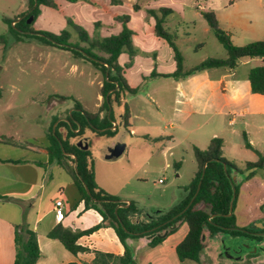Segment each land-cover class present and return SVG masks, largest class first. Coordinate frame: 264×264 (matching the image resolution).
<instances>
[{"label": "rangeland", "instance_id": "374dc122", "mask_svg": "<svg viewBox=\"0 0 264 264\" xmlns=\"http://www.w3.org/2000/svg\"><path fill=\"white\" fill-rule=\"evenodd\" d=\"M54 1L58 5L56 4L57 7L53 9L42 7L44 5L38 6L39 14L29 22L35 30L59 33L65 29L71 32L68 40L70 43L87 46L85 42L78 39L77 34L67 23V20L71 19L75 24L80 25L90 37H105L106 34L96 22L99 20L100 23H105L106 17L99 11V6L93 2L95 0ZM134 1L124 0V5L115 9L121 13L120 17L125 15L129 18L131 16L126 3ZM177 1L182 4L170 6L173 14L164 16V26L171 31H176L175 43L183 56L184 71L208 58L224 59L227 57L226 49L208 27L207 21L203 16L196 15L200 9L214 8L217 11L221 17L220 28L231 33L230 38L234 44L244 45L243 43L251 42V39L255 37L251 34L247 35L241 26L231 25L230 22H226L229 24L226 25L224 16L227 15L226 18L229 19L233 17V8L228 7L231 0H218L213 6L208 0ZM234 1H236L234 8L236 13L242 17L243 24H248L250 20L257 31H263L264 0ZM35 5L36 2L33 3V6ZM224 5L227 7H223ZM33 6L29 0H0V149L8 151L11 157L17 158L30 157L31 154L26 151L25 146L44 141L39 134L45 131L47 125L53 127L58 120L56 117L52 121L51 117L57 113L68 117L74 109L75 101L79 102L87 112L98 111L99 84H102L103 80L102 72L96 69L91 62L82 58L80 54L41 43L35 38L24 37L18 32L14 24ZM189 20H195V24L187 23ZM93 23L96 24L93 25ZM125 24L133 34V29L127 23ZM132 34L133 59L139 56L137 68L143 71L148 67L147 60L152 55L146 56L141 47L135 44ZM92 51L97 55L106 56L98 50L93 49ZM261 64L263 62L258 58H255L249 65L238 62L231 71L233 72L231 77L226 79L228 84L233 82L239 90L241 101L239 111L244 115H237L234 125L227 124L228 118H225L223 137H225L226 148L223 157L239 170L231 172L237 187L233 212L238 219L235 221L236 224L238 223L236 226L247 227V229L258 228L260 223L264 225V169L255 171L249 179H246L248 172L245 171L246 161L257 160L258 155L255 151L264 153V115L261 114L264 111V96L252 93L247 80L249 67ZM152 65L156 67L157 74L144 78L137 88L139 90L138 101H135V98L128 92L125 93V102L134 106L137 112L141 104L144 106L141 116L132 126L136 127L133 135H124L127 130L118 125L117 132L108 139L105 135H93L92 126H83L84 135L90 137L89 154L93 160L98 183L106 190L117 191L120 197L124 195L140 197L141 203L144 204L154 201H157V204L164 203L171 187L182 188L188 185L198 169L193 147L205 149L209 140L213 138H209L210 133L217 130L221 122V116H214L208 124L196 129L194 138L188 135L187 130L201 123L206 115L180 117L179 114H185L188 108V100L183 96L179 87H183L189 93L191 84L189 87V82L178 84L177 81H190L192 78L217 81V76L223 72V68L213 67L193 72L190 75L174 77L167 76L173 73L167 71L169 64L163 63L160 66L157 60ZM153 90L157 92V106L161 109V114L157 115L151 109L153 107H150L145 94L146 92L154 93ZM214 94V98L220 95L218 88ZM110 106L113 108L112 117L118 123L120 116L117 106L114 103ZM175 106L177 111H175ZM215 108L223 109L220 104H216ZM204 109L210 110L209 107ZM145 118L150 119V122L146 123ZM176 125L178 128L173 129L172 127ZM145 130L148 131L147 135L144 133ZM242 131H245L248 139L252 141L253 149L245 148ZM112 138L124 143L127 147L119 156L105 159L106 143ZM169 146L173 148L166 151L167 162H165L161 154ZM147 159L149 162H146ZM163 177L166 180L160 183L159 179ZM127 180L130 182L125 184ZM154 209L156 210V208H151V210ZM214 235L217 243L227 249L225 254L236 259L241 253L245 255L264 254V239L244 238L221 231ZM207 243L210 244L211 241L207 239ZM210 249L211 247L207 246L206 254H209ZM224 259L228 260V257L224 256Z\"/></svg>", "mask_w": 264, "mask_h": 264}, {"label": "trees", "instance_id": "16d2710c", "mask_svg": "<svg viewBox=\"0 0 264 264\" xmlns=\"http://www.w3.org/2000/svg\"><path fill=\"white\" fill-rule=\"evenodd\" d=\"M118 1L111 0L112 3H117ZM29 2L32 6L36 2L30 13L33 17L39 14V5L51 8L57 7L54 0H29ZM133 8L138 9V5L134 4ZM171 12L172 10L168 7L150 8L147 10V13L154 18L155 34L163 38L174 53L175 70L172 74H167V76L190 75L193 72L212 67L233 69L242 58H262L263 64L254 66L249 70L248 80L252 93L264 94V38L244 45H236L232 42L229 34L220 28L214 10H201V15L207 21L209 28L226 49L227 57L224 59L208 58L184 71L183 56L175 43V32L163 25L164 16ZM117 19L122 22L121 31L105 37H90L80 25L68 19L67 23L71 26L73 32L87 46L70 43L68 40L71 37V32L65 29L59 33L35 30L31 23L26 22L24 17L14 24L22 36L35 38L41 43L57 48L72 50L91 62L103 74L100 88L103 100L98 112H87L81 107L79 102L75 101L74 109H72L70 115L65 120H59L54 127L51 126L47 134L49 159L51 161L55 160L72 177L79 193L77 201H82L87 209H95L101 215V221L83 230L72 229L69 226L58 223L47 232V236L59 240L69 252L76 255L79 252L90 251L88 247L77 243L79 237L90 234L99 227H111L123 244V253L114 254L92 250L94 257L90 264H137L132 249L125 241L127 237L152 236L149 246L153 247L163 241L165 238L164 232H172L174 230L173 226L181 221L186 223L188 230L184 238L175 247V253L180 261H200V253L205 246L203 241V232L205 230L209 231L210 234L221 231L232 235H240L244 238L264 239V229L237 227L233 210L230 216H226L229 212L233 187L235 193L233 209L237 196V187L231 172L232 170L235 172L239 170L232 162L223 157V140L220 137L211 138L205 149L193 147L198 169L186 186L187 193L185 196L181 197L178 202L167 210H157L147 214L145 220H142L139 224H133L130 221L129 216L136 212L133 202H130L127 207H118L116 209L119 204L117 198L96 183L93 160L89 154L90 137H86L88 143V148L86 149L78 147L76 142L83 135L84 125L85 127L86 125L92 126L91 131L95 136L107 135L108 137H113L117 131L115 129H106L110 125L113 115V110H109V105H112L113 102L120 105V97L125 91H135L126 84L122 75V67L117 61L118 56L122 52H126L129 55L127 65L132 62V31L125 24L128 20L127 16H119ZM25 30L28 32H24ZM93 49L106 54V56L95 54L92 51ZM152 74L155 75L156 73L153 71ZM109 90L111 91L107 94ZM100 111L105 112L101 119L98 118ZM119 115L123 127H128L130 113L126 104L124 105L123 113ZM76 123H78L79 128L78 125H75ZM242 137L244 146L253 149L244 132ZM67 152L74 155L76 161L72 155L66 154ZM255 152L258 155L257 160L245 162V171L248 172L246 179H249L255 171L264 169V153ZM205 162H207L205 172L203 177H201L202 167ZM199 181L201 182L197 191ZM85 187L88 189L89 194L86 192ZM196 192L197 194L195 195ZM191 199L192 202L186 208ZM13 243L14 258L12 264L36 263L40 256L37 234L25 222L14 226ZM67 264L81 263L70 262Z\"/></svg>", "mask_w": 264, "mask_h": 264}, {"label": "crops", "instance_id": "0c3cea01", "mask_svg": "<svg viewBox=\"0 0 264 264\" xmlns=\"http://www.w3.org/2000/svg\"><path fill=\"white\" fill-rule=\"evenodd\" d=\"M140 1H144V3H140ZM208 1L213 6L214 2L218 0ZM93 2L99 6V11L106 17V19H104L105 23H100L99 20H97L96 22L100 24L103 32L106 34L105 36L117 34L118 32H120L122 29V24L121 21L117 19V17H119L121 13L119 11H116L115 9L123 6L124 0H119L117 3H112L111 0H95ZM56 4L58 5V3ZM134 4L138 5V9L133 8ZM181 4L182 3L177 0H135L134 2L126 3L127 9L131 14L126 23L129 27H131V29H133L132 38L135 44L141 47V50L146 53V56L150 54L152 55V57L147 60L148 67L141 71V69L139 70L137 68V63L140 59L139 56H136L134 59H132V62L128 65V53L122 52L118 56L117 61L122 67V75L126 81V84L130 88H133L135 90L134 92L125 91L120 97V105H117L115 102H113L117 106V112L119 114L123 113L125 104L129 108L130 116L128 117V127H124L127 130L125 131L126 134L124 135H133L135 133L136 127L132 126L136 124L137 118L141 116V112L144 109V106L141 104L139 112H137L134 106H132L131 104L128 105L125 102V93L128 92L135 98V101H138L137 95L139 94L137 93L139 90L137 88L140 86L144 78L153 75V71L157 74V71H155L156 67L154 68L152 65L154 61L157 62L158 60L160 62V66L163 63H165V65L169 64L170 67L167 68L168 73L173 72L175 69L173 50L163 38L155 34L154 18L147 13V10L150 8L157 9L160 7H168L171 9L170 6H178ZM235 6L236 1L231 0L228 7L233 8V17L232 19H229L226 18L227 15H225V23L230 22L229 24L231 25L241 26V28L244 29L247 35L251 34L255 36L253 37V39H251V41L263 39L264 29L263 31H257L252 26L250 20L248 21V24H243V21L241 19L242 17L239 16V13H236V10L234 8ZM42 7L45 8L48 6L44 5ZM223 7L227 6L224 5ZM175 9L178 10V8ZM211 9L214 10L218 19V23H220V15H218L217 11H215L214 8ZM181 10L182 9L180 8V11ZM201 10L202 9L196 12L197 16H202ZM168 14H173V10ZM96 23H93V25ZM187 23L194 25L195 20H189ZM228 23H226V25H229ZM225 31L229 34V36L231 35L229 31ZM258 59L263 62L262 58ZM253 60H255V58H242L238 62L242 63L243 65H249ZM251 68L252 67H249L248 72ZM232 70H234V68H223V72H220L217 76V81L212 79L199 80L198 78H192L190 81H177L178 84L182 82H189V87L191 84L189 93L186 92L183 87H179V90L181 91L183 96L188 100V108L185 114L181 113V115L178 113L180 117L183 116V118H189L192 115L196 114L202 116L206 115V117L202 119L201 123H197L195 127L187 130V134H190L194 138V134L197 128L208 124L212 117L221 116L219 127L217 128V130L210 133L209 138L214 136H219L220 138H222L223 152L226 148L225 137H223V132L225 131L224 127L226 125L224 122L225 118H228L227 124L234 125L236 124L235 117L237 115H244L243 112L239 111V108L241 107L239 90L236 89V86L233 82H231V84H228L226 81V79L228 77H231V75L233 74V72H231ZM156 74L154 76H156ZM101 85L102 84H99L100 88ZM217 88L220 91V95L214 98V93ZM153 92L154 93H145L147 102L149 103L150 107H153L151 109L155 111L156 115L159 113L161 114V109L159 106H157V92H155V90H153ZM102 99L103 97L100 92L98 98L99 104L97 105V107L99 108L102 104ZM216 104H220L223 109H216ZM207 107L210 108L209 111H206L204 109ZM174 108L175 111L178 110L176 106ZM111 109L113 110L112 107ZM94 112L98 111L95 110ZM104 113V111H100L98 118L101 119ZM261 114L264 115V111ZM56 117L58 119L56 123L59 120L66 119L65 116H61L59 115V113H57L51 117V120L54 121ZM114 119L113 117L111 118L110 125L106 129H115V131H117L118 125L123 126L121 117L118 123ZM145 122L149 123L150 119L145 118ZM50 126L51 125H47L45 127V131H41V134H39L44 138V141L36 143L35 145L27 144L25 146L26 151L31 154L30 157H11L8 151H2L0 149V195L2 196L0 198V264H12L14 258V226L23 222H25L37 234V243L40 256L35 264H67L70 262L90 264L94 257L92 250L122 254L124 251L123 244L118 239L115 231L109 226L99 227L90 234H85L79 237L77 243L82 246L88 247L90 251L79 252L76 255L69 252L59 240L52 239L47 236V232L59 223L55 220L54 217L53 206L56 200H60L63 204L64 218L60 223L64 226H69L72 229L83 230L96 225L101 221V215L95 209H87L84 207V203L82 201H77L79 193L72 177L55 160L51 161L49 159V140L47 138V134ZM172 128L176 129L178 128V125L173 126ZM128 129L130 130L128 131ZM84 132L80 139H86V137H88L84 135ZM147 132L148 131L146 130L144 131L146 135L148 134ZM243 132L248 138L247 133L245 131H242V134ZM106 137L108 139L110 138L107 135ZM248 141L253 148L252 141H250L249 139ZM117 142L120 141L113 140L112 138V140L106 143L107 153L108 148L114 146ZM126 147L127 146L124 144V149L121 153L126 150ZM172 148L173 146H169L167 150H164L161 154L165 162H167L166 151H170ZM105 159L108 158H106L105 156ZM146 162H149V159H147ZM94 173L96 183L101 188H103V186L97 181V173L95 170ZM165 180L166 179L163 177L162 182L160 183H164ZM125 182V184H128L130 180H127ZM186 186L182 188L171 187L168 191L169 195L167 197V200L164 203L159 204H157V201L144 204L141 203L140 197H133L131 195H124V197H120L117 191L113 192L109 191L108 189V191L104 188L103 189L108 193L114 195L117 198L118 202H122L127 205L130 202H133L136 208V212L129 216L130 221L133 224H139V222L145 220L147 214H150L153 211L157 210H167L176 202H178L181 197L185 196V194L187 193ZM151 208H156V210H151ZM235 221H238L236 217ZM173 227L174 230L170 233L164 232L163 235L165 236V238L163 239V241L153 247L149 246V241L152 236L143 235L139 237L126 238L125 241L127 245L132 249L137 264H264V254L245 255L241 253L237 257V259L233 256L226 255L225 253H227V249L217 243L215 239L216 234H210L207 230L203 232V241L205 246L200 253V261H180L175 253V247L184 238L188 228L186 223L182 221L178 222ZM207 239L211 241L210 244L207 243ZM207 246L211 247L212 249L209 250V254H206ZM224 256H226V258L228 257V260H225Z\"/></svg>", "mask_w": 264, "mask_h": 264}, {"label": "water", "instance_id": "95a60500", "mask_svg": "<svg viewBox=\"0 0 264 264\" xmlns=\"http://www.w3.org/2000/svg\"><path fill=\"white\" fill-rule=\"evenodd\" d=\"M21 18H23V17H20L19 20H20ZM32 19H33V16L31 15V16H29V17L26 19V22L29 23ZM110 91H111V90H109V91L107 92V94H108ZM109 108H110V105H109ZM76 145H77L78 147L82 148V149H86V148H88V143H87V141H86L85 138L79 139V140L77 141ZM123 149H124V144H123V143H120V142H117L114 146L108 148V153L106 154V158L109 159V158H112V157H117V156H119V155L121 154V152L123 151ZM66 154H70V155H72L71 153H68V152H67ZM72 156H73L74 160L76 161V157H75L74 155H72ZM206 163H207V162H205V163L203 164L201 177H203V175H204L205 167H206ZM200 182H201V181H199V183H198L197 191H198V189H199ZM85 189H86V192L89 194L88 189H87L86 187H85ZM196 194H197V192L195 193V195H196ZM195 195H194V196H195ZM193 198H194V197H193ZM193 198H192V199H193ZM234 198H235V193H234V187H233V195H232V198H231V200H230V204H229V212L226 214V216H230V215L232 214ZM192 199L190 200V202L188 203V205L186 206V208L190 205V203L192 202ZM118 203H119V204L117 205L116 209H117L118 207H127V206H128L127 204H124V203H122V202H118ZM186 208H185V209H186ZM185 209H184V210H185ZM184 210H183V211H184ZM258 228H260V229H264V225L260 223V225H259Z\"/></svg>", "mask_w": 264, "mask_h": 264}, {"label": "built area", "instance_id": "2783aa9c", "mask_svg": "<svg viewBox=\"0 0 264 264\" xmlns=\"http://www.w3.org/2000/svg\"><path fill=\"white\" fill-rule=\"evenodd\" d=\"M159 182H162V179H159ZM54 217L57 222H62L64 218V213H63V204L60 200H56L54 202Z\"/></svg>", "mask_w": 264, "mask_h": 264}, {"label": "flooded vegetation", "instance_id": "af4514ba", "mask_svg": "<svg viewBox=\"0 0 264 264\" xmlns=\"http://www.w3.org/2000/svg\"><path fill=\"white\" fill-rule=\"evenodd\" d=\"M30 13H31V9H28V11L24 15V18L27 19L29 16H31ZM24 32H28V31L25 30Z\"/></svg>", "mask_w": 264, "mask_h": 264}]
</instances>
